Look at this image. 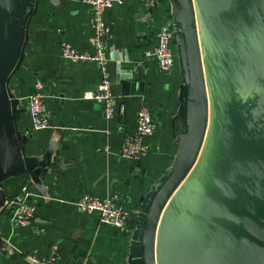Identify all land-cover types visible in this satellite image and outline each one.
I'll use <instances>...</instances> for the list:
<instances>
[{"label":"crops","instance_id":"crops-1","mask_svg":"<svg viewBox=\"0 0 264 264\" xmlns=\"http://www.w3.org/2000/svg\"><path fill=\"white\" fill-rule=\"evenodd\" d=\"M16 1H32V12L16 66L2 82L0 95L10 101L15 134L25 140L0 135V264H25L24 253L47 257L54 244L59 247L58 264H141L136 240L140 205L174 164L184 126L177 43L168 72H160L155 59L145 54L162 22L173 21L172 1L123 0L105 10L111 29L108 68L117 105L112 118L102 104L84 98L98 82L96 67L66 62L60 55L63 42L92 52L89 6L82 0ZM36 80L42 83L50 122L41 132L31 130L26 108ZM142 104L156 122L150 149L140 158L121 159L123 139L133 131ZM84 193L116 196L130 213L127 228H113L96 213L81 211L76 202ZM20 201L35 207L26 226H14L11 220V210Z\"/></svg>","mask_w":264,"mask_h":264},{"label":"water","instance_id":"water-1","mask_svg":"<svg viewBox=\"0 0 264 264\" xmlns=\"http://www.w3.org/2000/svg\"><path fill=\"white\" fill-rule=\"evenodd\" d=\"M171 1L184 126L140 205L141 264H264V0ZM32 6L0 0V86ZM6 99L0 135L18 140Z\"/></svg>","mask_w":264,"mask_h":264},{"label":"built area","instance_id":"built-area-1","mask_svg":"<svg viewBox=\"0 0 264 264\" xmlns=\"http://www.w3.org/2000/svg\"><path fill=\"white\" fill-rule=\"evenodd\" d=\"M89 6V24L91 34L87 40L92 52L80 51L70 43L63 42L60 55L66 62H86L93 64L98 73V82L93 88L85 91L84 98L103 105L105 114L112 118L116 113L115 96L112 91V79L108 68V54L106 40L110 35V25L106 22L104 12L114 3L123 0H82ZM176 42V29L172 19H165L159 26L154 46L146 51L157 63L160 72H168L175 63L174 45ZM42 83L34 82L33 88L26 97V108L30 120V128L34 132H41L50 128L48 114L45 108V94L42 92ZM156 122L147 105L142 104L136 113L133 131L128 133L119 151L124 160H133L144 156L150 149L149 139L154 135ZM24 190V188H23ZM81 211L96 213L101 223L116 229H125L128 225L129 211L118 201L116 196L101 198L91 193H84L76 202ZM35 212L31 203L18 202L11 210V220L14 226L28 225ZM25 264H58L59 247L54 244L47 257L34 253H24Z\"/></svg>","mask_w":264,"mask_h":264}]
</instances>
